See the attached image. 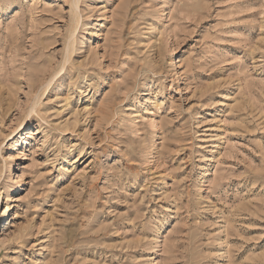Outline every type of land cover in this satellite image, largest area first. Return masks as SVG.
<instances>
[{"label":"rangeland","instance_id":"obj_1","mask_svg":"<svg viewBox=\"0 0 264 264\" xmlns=\"http://www.w3.org/2000/svg\"><path fill=\"white\" fill-rule=\"evenodd\" d=\"M0 264H264V0H0Z\"/></svg>","mask_w":264,"mask_h":264},{"label":"bare ground","instance_id":"obj_2","mask_svg":"<svg viewBox=\"0 0 264 264\" xmlns=\"http://www.w3.org/2000/svg\"><path fill=\"white\" fill-rule=\"evenodd\" d=\"M73 33H74V32H73ZM73 38H74V37H73ZM73 40H74V39H73ZM72 42H73V41H72ZM73 44H74V42H73ZM71 45H72V44H71ZM70 51H71V50H70ZM70 51H69V52H70ZM71 52H72V51H71ZM71 52H70V53H71Z\"/></svg>","mask_w":264,"mask_h":264}]
</instances>
